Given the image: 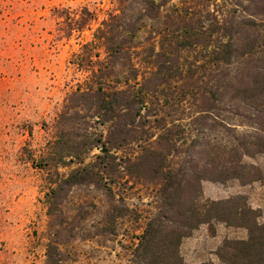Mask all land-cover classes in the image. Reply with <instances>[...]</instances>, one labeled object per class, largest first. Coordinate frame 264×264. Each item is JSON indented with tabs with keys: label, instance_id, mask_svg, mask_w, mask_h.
I'll return each mask as SVG.
<instances>
[{
	"label": "trees",
	"instance_id": "obj_1",
	"mask_svg": "<svg viewBox=\"0 0 264 264\" xmlns=\"http://www.w3.org/2000/svg\"><path fill=\"white\" fill-rule=\"evenodd\" d=\"M116 1L118 13L101 21L71 61L89 74L60 115L62 124L73 114L71 130L48 145L56 165L75 164L49 177L51 222L66 193L82 186L109 197L104 217L115 222L125 214L113 185L126 174L157 188L156 212L136 236L133 264H184L183 238L201 224L213 232L217 222L247 230L245 238L222 242V263L264 264L258 210L239 196L201 201L203 181L263 179L245 158L264 153V0H249L253 10L242 15L211 10L210 0ZM92 19L83 8L67 35ZM141 31L148 41L158 37V48H143L146 70L135 62ZM166 88L178 91L163 94ZM93 149L98 153L86 161ZM64 223H51L47 264H58Z\"/></svg>",
	"mask_w": 264,
	"mask_h": 264
},
{
	"label": "rangeland",
	"instance_id": "obj_2",
	"mask_svg": "<svg viewBox=\"0 0 264 264\" xmlns=\"http://www.w3.org/2000/svg\"><path fill=\"white\" fill-rule=\"evenodd\" d=\"M210 2L211 10L221 14L222 9L224 15L253 10L249 0ZM83 8L93 12L94 19L82 31L73 29L67 35L68 24L79 19ZM110 13H118L116 0H0V264H47V246L55 238L51 223L58 222L67 227L58 245V264H133L136 236L156 212L157 188L122 174L113 190L125 215L115 222L104 217L109 197L93 186L67 192L56 221L48 215L49 177L56 170L67 174L75 167L56 165L48 145L62 129L71 130L73 114L62 124L60 115L71 92L89 74L71 61ZM147 38L148 33L141 31L136 40L141 54L135 62L141 70H146L140 61L143 48L151 43L158 48V37ZM175 91L178 88H166L162 93ZM98 130L105 134L106 126ZM96 153L93 149L86 161ZM245 162L258 166L263 179L248 184L236 179L203 181L201 201L243 197L264 222V153ZM213 228L212 232L201 224L183 238L180 254L201 259V264H224L216 254L219 246L225 239L245 238L247 230L219 222Z\"/></svg>",
	"mask_w": 264,
	"mask_h": 264
},
{
	"label": "crops",
	"instance_id": "obj_3",
	"mask_svg": "<svg viewBox=\"0 0 264 264\" xmlns=\"http://www.w3.org/2000/svg\"><path fill=\"white\" fill-rule=\"evenodd\" d=\"M201 253H199V255H200ZM183 261H184V264H201V262H202V260L200 259H198V260H191V258H190V256H189V254H185V253H183Z\"/></svg>",
	"mask_w": 264,
	"mask_h": 264
}]
</instances>
